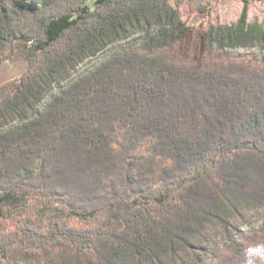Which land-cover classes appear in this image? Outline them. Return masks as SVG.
<instances>
[{
	"label": "trees",
	"instance_id": "1",
	"mask_svg": "<svg viewBox=\"0 0 264 264\" xmlns=\"http://www.w3.org/2000/svg\"><path fill=\"white\" fill-rule=\"evenodd\" d=\"M136 29L154 32L146 48L37 107L70 65ZM189 32L171 0H0V66L30 44L25 70L0 83V264H264L261 232L200 244L264 207V72L150 50ZM200 37L202 50L210 37L264 46V27L245 1Z\"/></svg>",
	"mask_w": 264,
	"mask_h": 264
},
{
	"label": "rangeland",
	"instance_id": "2",
	"mask_svg": "<svg viewBox=\"0 0 264 264\" xmlns=\"http://www.w3.org/2000/svg\"><path fill=\"white\" fill-rule=\"evenodd\" d=\"M247 2V20L256 21L264 27V0H201L205 5L203 12L198 11V2L182 1L171 3L180 10L181 18L190 28V32L175 44L156 48L151 46L152 52L164 51L166 56L170 54L177 63L184 65L199 64L205 68L219 69L222 67H241L255 72H264V46L259 43H251L247 46L227 47L219 46L215 38H208L204 50L200 46V35L209 26L230 25L237 22L242 7ZM87 7H94V0H86ZM152 35V30L148 31ZM139 29L131 30L125 37L119 39L96 55L84 59L78 64H72L68 68L67 75L63 79L52 82L49 91L42 94L37 107L42 109L47 105L52 96L60 89L81 78L86 73L96 69L109 57L117 54L122 49L143 50L145 39L148 37ZM29 43H19L15 46L12 56L5 60L0 66V83L11 78L18 77L26 68L27 61L22 51H28ZM17 121H13L15 125ZM171 186L170 188H173ZM232 226L229 229L220 227H207L200 235V244L206 249L220 248L226 244L229 237L238 239L248 236L253 232L264 233V207H251L242 213L231 217ZM193 256V255H192Z\"/></svg>",
	"mask_w": 264,
	"mask_h": 264
}]
</instances>
